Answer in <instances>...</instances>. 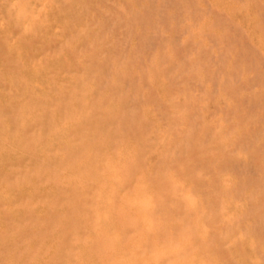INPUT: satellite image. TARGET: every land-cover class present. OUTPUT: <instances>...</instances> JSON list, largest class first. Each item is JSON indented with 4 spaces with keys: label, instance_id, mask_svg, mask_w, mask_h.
<instances>
[{
    "label": "rangeland",
    "instance_id": "1",
    "mask_svg": "<svg viewBox=\"0 0 264 264\" xmlns=\"http://www.w3.org/2000/svg\"><path fill=\"white\" fill-rule=\"evenodd\" d=\"M0 7V264L113 261L110 246L96 254L89 242L93 194L104 196L109 175L66 178L62 164L108 146L114 161L130 152L122 170L133 175L118 186L109 229L122 231L133 250L128 264H264V0H0ZM23 169L37 176L16 175ZM141 181L147 193L133 199ZM144 196L152 202L144 209L149 237L135 213L123 212Z\"/></svg>",
    "mask_w": 264,
    "mask_h": 264
},
{
    "label": "bare ground",
    "instance_id": "2",
    "mask_svg": "<svg viewBox=\"0 0 264 264\" xmlns=\"http://www.w3.org/2000/svg\"><path fill=\"white\" fill-rule=\"evenodd\" d=\"M79 1V0H78ZM33 2V1H32ZM72 2V1H71ZM77 2V1H76ZM2 3V2H1ZM5 3V2H4ZM55 3V2H54ZM70 3V2H69ZM37 4V3H36ZM64 4V3H63ZM54 5V4H53ZM53 5H52V7H53ZM64 6V5H63ZM79 6H81V5H79ZM9 7V6H8ZM47 8H48V6H46ZM51 7V8H52ZM71 7V6H70ZM17 8V7H16ZM0 9H1V7H0ZM30 9V8H29ZM28 9V10H29ZM75 9V8H74ZM14 10V9H13ZM52 10V9H51ZM81 12V11H80ZM8 13V12H7ZM0 14H2L1 12H0ZM47 14V13H46ZM61 14V13H60ZM3 15V14H2ZM8 15V14H7ZM53 15V14H52ZM54 15H56V14H54ZM53 15V16H54ZM4 16V15H3ZM2 17V16H1ZM0 17V18H1ZM11 17V16H10ZM50 17V16H49ZM56 17V16H55ZM3 18V17H2ZM1 18V19H2ZM14 18V17H13ZM0 19V20H1ZM5 19V18H4ZM22 19V18H21ZM19 20V19H18ZM30 20V19H29ZM51 20V19H50ZM54 20H55V18H54ZM16 21H17V19H16ZM16 21L14 22V25H16ZM65 22V21H64ZM8 23V22H7ZM10 23V22H9ZM18 23V22H17ZM31 23V22H30ZM52 23H54V22H52ZM55 23H56V20H55ZM54 23V24H55ZM5 24V23H4ZM11 24V23H10ZM13 24V23H12ZM18 24H20V23H18ZM17 24V25H18ZM57 24V23H56ZM5 25H8V24H5ZM27 25V24H26ZM50 25V24H49ZM9 26V25H8ZM6 27V26H5ZM12 28V27H11ZM26 28V27H25ZM40 28V27H39ZM42 28V27H41ZM6 29V28H5ZM9 29V28H8ZM83 29V28H82ZM33 30H35V29H33ZM36 30H37V28H36ZM40 30V29H39ZM38 30V31H39ZM1 31V30H0ZM2 31H4V30H2ZM41 31V30H40ZM23 32V31H22ZM21 32V35H23V33ZM3 33H6L5 31L3 32ZM9 33V32H8ZM58 33V32H57ZM1 34V33H0ZM7 34V33H6ZM5 34V35H6ZM25 34V33H24ZM4 35V36H5ZM8 35V34H7ZM11 35H12V32H11ZM20 35V36H21ZM26 35V34H25ZM28 33H27V37H28ZM1 36H2V34H1ZM10 36V35H9ZM33 36V35H32ZM39 36V35H38ZM46 36V35H45ZM79 36V35H78ZM12 37V36H11ZM19 37V36H18ZM27 37L25 38V40L27 39ZM50 37V36H49ZM36 38V37H35ZM57 38V37H56ZM12 39V38H11ZM60 39V38H59ZM6 40V39H5ZM10 40V39H9ZM16 40V39H15ZM28 40V39H27ZM19 41V40H18ZM18 41H17V43H18ZM13 43V42H12ZM20 43V42H19ZM8 45H10V44H8ZM13 45V44H12ZM30 46V45H29ZM13 47V46H12ZM20 47V46H19ZM8 48H9V46H8ZM10 49H11V47H10ZM9 49V50H10ZM17 49V48H16ZM19 50V49H18ZM20 51V50H19ZM18 51V52H19ZM26 51V50H25ZM21 53V52H20ZM19 55V54H18ZM28 55V54H27ZM55 57V59H56V56H54ZM51 58V57H50ZM48 59V58H47ZM16 60H18V59H16ZM49 60V59H48ZM23 61V60H22ZM62 61V60H61ZM30 62V61H29ZM23 63V62H22ZM37 64V63H36ZM38 65V64H37ZM44 65V64H43ZM47 65V64H46ZM45 65V66H46ZM35 66V65H34ZM34 66H32L31 65V67H34ZM37 68V67H36ZM38 68H41V67H38ZM34 69V68H33ZM42 69V68H41ZM46 69V67L44 68V70ZM47 69H49V68H47ZM59 70V69H58ZM57 70V71H58ZM35 71H37V69L35 70ZM42 71V70H41ZM31 72H33V71H31ZM17 75V74H16ZM81 75V74H80ZM15 76V75H14ZM162 77V76H161ZM10 80V79H9ZM22 80V79H21ZM33 81H34V79H32ZM18 81V80H17ZM22 81H25V79L24 80H22ZM37 81V80H36ZM35 81V82H36ZM49 81V80H48ZM48 81H47V83H48ZM19 82V81H18ZM26 82V81H25ZM35 82H34V84H35ZM39 82V81H38ZM50 82V81H49ZM27 83V82H26ZM25 83V84H26ZM11 84H12V82H11ZM16 84H18V83H16ZM49 84V83H48ZM62 84V83H61ZM157 84V83H156ZM41 85V84H40ZM67 85V84H66ZM74 85V84H73ZM37 86V85H36ZM39 86V85H38ZM28 86H26V88H27ZM41 87H42V85H41ZM50 87V86H49ZM62 87V86H61ZM76 87V88H75ZM44 88V87H43ZM74 88L75 89H77V86L76 85H74ZM62 90V89H61ZM17 91V90H16ZM65 91H67V89L65 90ZM58 92V91H57ZM12 93V92H11ZM37 93V92H36ZM39 95V94H38ZM76 95V94H75ZM24 96V95H23ZM63 96H65L64 94H63ZM76 97V96H75ZM49 98V97H48ZM67 98V97H66ZM50 99V98H49ZM77 98H75V100H76ZM56 100H59V99H56ZM66 100V99H65ZM50 101V100H49ZM52 101V100H51ZM37 102V101H36ZM46 102V101H45ZM44 102V103H45ZM57 102V101H56ZM71 103V102H70ZM74 103V102H73ZM56 104V103H55ZM35 105V104H34ZM42 105V104H41ZM44 105V104H43ZM61 105V104H60ZM30 106V104L28 105V107ZM39 107H40V105H38ZM46 106V105H45ZM18 109V108H17ZM76 109V108H75ZM74 109V110H75ZM44 110V112H45V109H43ZM84 111V110H83ZM77 112V111H76ZM38 113V112H37ZM39 113H40V111H39ZM52 113V112H51ZM25 114V113H24ZM73 114V113H72ZM76 114V113H75ZM79 114V113H78ZM68 115V114H67ZM69 115H71V112L69 113ZM80 115V117H81V114H79ZM83 115H84V113H83ZM82 115V116H83ZM25 115H23V117H24ZM29 116V115H28ZM31 117H32V115H30ZM29 116V117H30ZM73 116V115H72ZM76 116V115H75ZM86 116V115H85ZM84 116V117H85ZM0 117H3V116H0ZM17 117V116H16ZM18 117H21V116H18ZM77 117H78V115H77ZM77 117H76V122H79V121H77ZM43 118V117H42ZM53 117H51L50 119H52ZM64 118H66V117H64ZM70 117H68V119H69ZM79 118V117H78ZM85 118H87V117H85ZM85 118H84V122L82 123V126L85 124V121L87 120H85ZM3 119V118H2ZM27 119H28V117H27ZM35 119V118H34ZM30 120V119H29ZM42 120V119H41ZM53 120V119H52ZM51 120V121H52ZM65 120V119H64ZM71 120V119H70ZM69 120V121H70ZM68 120H66V122H67ZM21 122H22V120H21ZM33 122V121H32ZM54 122V121H53ZM66 122H64V123H66ZM70 122H75L74 121V117H73V121H70ZM40 123V122H39ZM42 124H43V122H41ZM45 123V122H44ZM72 123H70V124H72ZM21 124L22 123H20V126H21ZM53 124V123H52ZM60 124V123H59ZM67 124V123H66ZM78 124V123H77ZM24 124H22V126H23ZM28 125V124H27ZM44 125V124H43ZM47 125V124H46ZM62 125V124H61ZM61 125H60V127L59 128H61ZM64 125V124H63ZM62 125V126H63ZM80 125H81V123H80ZM97 125H99V123L97 124ZM40 126V125H39ZM73 126V125H72ZM45 127V126H44ZM55 127V126H54ZM58 127H57V129H58ZM90 127V126H89ZM21 128V127H20ZM24 128H25V126H24ZM23 128V129H24ZM38 128H40V127H38ZM64 128V127H63ZM67 129H68V126L66 127ZM76 128V127H75ZM36 129V128H35ZM62 129V128H61ZM61 129H60V132H64V131H61ZM65 129V128H64ZM94 129H95V127H94ZM40 130V129H39ZM48 130H49V128H48ZM51 130H53V129H51ZM21 131V130H20ZM23 131V130H22ZM22 131L20 132L21 134H22ZM56 131V130H55ZM57 131H59V130H57ZM68 130H66V132H67ZM87 131V130H86ZM88 131H89V129H88ZM49 132V131H48ZM47 132V133H48ZM60 132H59V134H60ZM82 132H84V133H81V134H83V136H85L84 134L86 133L85 131H82ZM97 132V131H96ZM17 134L16 135H18V131L16 132ZM32 133H34V132H32ZM40 133V132H39ZM38 133V134H39ZM53 134L55 133V132H52ZM61 133V134H62ZM88 133V132H87ZM92 134H94L93 132H91ZM90 132H89V135L91 134ZM40 134H42V133H40ZM39 134V135H40ZM51 134V133H50ZM49 134V135H50ZM56 134V133H55ZM54 134V137L56 136ZM61 134H60V136H61ZM77 134V133H76ZM97 134V133H96ZM8 135V134H7ZM34 135V134H33ZM52 135V134H51ZM74 135H75V133H74ZM73 135V139H75V136ZM79 135V134H78ZM78 135H76V136H78ZM98 135V134H97ZM38 136V135H37ZM41 136H43V135H40V136H38L36 139H38L39 137L40 138H42L41 140H44V138L43 137H41ZM59 136V137H60ZM72 136V135H71ZM82 136V135H81ZM82 136V137H83ZM86 136L88 137V135L86 134ZM62 138L64 137V135H62L61 136ZM86 137V138H87ZM70 138V137H69ZM77 138V137H76ZM78 138H79V136H78ZM97 138V137H96ZM19 139H21V136H20V138ZM55 139H56V137H55ZM65 139V138H64ZM90 139H92V138H90ZM90 139H88L89 141H90ZM6 140V139H5ZM27 140H29V139H27ZM33 140H35V139H33ZM67 140H68V137H67ZM71 140V139H70ZM2 141V140H1ZM36 142H38L37 140H35ZM40 141V140H39ZM52 141V140H51ZM59 141H60V139H59ZM58 141V142H59ZM63 141V140H62ZM75 141V140H74ZM76 141H77V139H76ZM75 141V142H76ZM85 141V140H84ZM92 141V140H91ZM94 141V140H93ZM3 142V141H2ZM8 142H10V141H8ZM15 142V141H14ZM29 142V141H28ZM28 142H26V143H28ZM31 142V141H30ZM33 142V141H32ZM54 142V141H53ZM64 142V141H63ZM67 142V141H66ZM88 142V141H87ZM87 142H86V144H87ZM4 143V142H3ZM25 143V144H26ZM90 143L91 142H89V146H90ZM96 143V142H95ZM2 144V143H1ZM0 144V145H1ZM20 144V143H19ZM25 144H23V145H25ZM54 144V143H53ZM92 144V143H91ZM34 145H35V143H34ZM44 145V144H43ZM73 145H74V142H73ZM80 145V144H79ZM10 146H12L11 144H10ZM21 146V145H20ZM41 146H42V144H41ZM51 146V145H50ZM53 146V145H52ZM51 146V147H52ZM81 146V145H80ZM96 146V145H95ZM13 147V146H12ZM12 147H11V149H12ZM17 147H19V146H17ZM29 147V146H28ZM38 147H39V144H38ZM48 147H49V144H48ZM65 148L67 147V146H64ZM71 147V146H70ZM77 147V146H76ZM82 147V146H81ZM85 147H86V145H85ZM91 147V149H90V151L92 150V148H94L93 146H90ZM101 147V146H100ZM103 147H105V146H102V148ZM34 148H36V147H34ZM34 148H32V152H33V149ZM40 148H42V147H40ZM45 148V147H44ZM74 148H75V146H74ZM109 146H108V148H105V151H102L103 149H101V153H97V154H94V150L93 151H91V152H87L86 154L85 153H83V154H85V156H84V161L83 162H78V163H76V165H74V166H72L69 162H67V161H64L62 164H63V171H64V173H63V175H65L64 177H66V175H74L76 178H78L76 175H79V177H81L82 178V176L84 177V175H88V176H90V175H95V177H93V178H96V175H101V177H102V175H109V178L107 179V180H105L103 177V179L105 180L104 181V183H102L103 184V188L105 189V193H104V196H99V195H96L97 193L95 192V191H93V193L95 192L96 194H93V195H91L90 197H94V198H92V202H93V199L97 202L98 201V204L99 205H97V203H96V205H97V207H96V205H94V207L93 208H91L90 207V211L93 213V215H94V220H95V226H94V240H91V241H89L88 240V238H87V241H89L90 243H91V245H95V247H98L99 249H98V251L97 250H95L94 252L96 253V254H98L97 252H99L100 250H104V249H107L106 247L107 246H110V251L107 253V256H110L111 257V259L113 260L110 264H128L129 262V259H127V257L128 256H132V254H133V250H130L126 245H124V241L122 242V240H123V236H122V231H117L116 232V234L115 235H111V233H110V227H111V223H112V221L114 220V215H113V210H114V208H115V205H116V203H117V201H119V198H121V196H120V194L119 193H117V190H118V186L120 187V186H122L121 184H123V182L122 181H125L127 178H128V176L127 175H133V172H132V169L131 170H125V171H123L122 170V164L123 165H126L127 166V159H128V156L130 155V152H128V150H126V151H122V153H121V155H120V157H121V159H120V161H114L110 156H109ZM3 149H5V147L3 148ZM15 150H17V148L15 147L14 148ZM21 149V148H20ZM30 149V148H29ZM28 148H27V150H29ZM47 149V148H46ZM54 149H56V148H54ZM62 148L60 147V150H61ZM70 149H72V148H70ZM84 149V148H83ZM88 149H89V147H88ZM88 149H86L87 151H89ZM109 151H107V150ZM111 149V148H110ZM125 148H123V150H124ZM127 149H129V148H127ZM36 150H39V149H36ZM42 150H44V149H42ZM41 150V152L43 153V151ZM49 150V149H48ZM67 150H68V148H67ZM73 150V149H72ZM78 149H76V153L78 152L77 151ZM112 150V149H111ZM13 151V150H12ZM19 151V150H18ZM23 151H24V149H23ZM34 151H35V149H34ZM40 151V150H39ZM45 151H47V150H45ZM55 151V150H54ZM64 151H66V150H64ZM75 151V150H74ZM83 152L81 149L79 150V152ZM14 152V151H13ZM26 152V151H25ZM31 152V153H32ZM36 152V151H35ZM52 151H50V153H51ZM68 152V151H67ZM73 152V151H72ZM79 152H78V154H79ZM80 152V153H81ZM28 153H30V152H28ZM42 153H40V155L42 154ZM57 155L58 156H61V155H59L58 154V149H57ZM22 154V153H21ZM25 154V153H24ZM44 154V153H43ZM46 154H47V152H46ZM62 154V153H61ZM63 154H64V152H63ZM65 154H67V153H65ZM70 154H71V151H70ZM26 155H28V154H26ZM45 155V154H44ZM44 155H43V157H42V159L44 158ZM49 155V154H48ZM57 155H55V157H58ZM77 155V154H76ZM75 155V156H76ZM110 155H111V152H110ZM66 156V159H67V156H69V155H65ZM74 156V155H73ZM79 156H81V154L79 155ZM29 157H31L30 155H29ZM64 157V156H63ZM48 158V157H47ZM47 158H45V161L46 162H44V163H47ZM69 158V157H68ZM75 158V157H74ZM115 158V157H114ZM50 159V158H49ZM64 159V158H63ZM72 159H73V157H72ZM77 160H78V158H76ZM130 159H132V158H130ZM83 160V159H82ZM60 161H62V160H60ZM69 161V160H68ZM74 161V160H73ZM72 161V163H75V161L73 162ZM81 161V160H80ZM41 162H42V160H41ZM59 162V161H58ZM37 163H39V162H37ZM60 163V162H59ZM34 164V163H33ZM53 164V163H52ZM50 165L51 167L53 166V165ZM38 165V164H37ZM44 165V164H43ZM25 166V165H24ZM34 167H35V165H34ZM36 167H38V166H36ZM40 167V166H39ZM42 167V166H41ZM40 167V168H41ZM51 167H50V169H51ZM91 168V171L88 169V168ZM19 168V167H18ZM27 168H28V166H27ZM14 169V168H13ZM15 169H16V167H15ZM49 169V166H48V170H50ZM58 169V168H57ZM53 170V169H52ZM89 170V171H88ZM21 171V170H20ZM53 171H55V170H53ZM86 171V172H85ZM48 172H50V171H48ZM59 172V171H58ZM85 172V173H84ZM142 172V171H141ZM39 173H40V171L38 170V175H39ZM54 174H55V172H53ZM84 173V175H82ZM172 173V172H171ZM33 174H35L36 176H37V173H31V172H29V171H27L26 169H23L21 172H19V173H17L16 175H33ZM51 175V174H50ZM56 175H59V173H56ZM63 175H61V178H62V176ZM80 175H82V176H80ZM120 176V177H118V176ZM70 176H68V177H70ZM97 176V177H98ZM30 177V176H29ZM92 177V176H91ZM8 178V177H7ZM40 177H38V179H39ZM58 179L60 178V176L59 177H57ZM60 178V179H61ZM67 178V177H66ZM87 178V177H86ZM90 178V177H89ZM100 178V177H99ZM30 179V178H29ZM58 179H56V180H58ZM98 179V178H97ZM97 179L95 180V179H93V180H95L96 182H97ZM41 180V179H40ZM70 180V179H69ZM68 180V181H69ZM74 180H75V178H74ZM74 180H71V181H73L74 182ZM77 180H79V179H77ZM82 180V179H81ZM80 180V181H81ZM89 180V179H88ZM92 180V181H93ZM28 181V180H27ZM64 182H66L65 180H63ZM76 181V180H75ZM101 181V180H100ZM59 182V181H58ZM82 183H83V181H81ZM89 183H90V180L88 181ZM102 182V181H101ZM51 183V182H50ZM56 183V182H55ZM55 183H53L54 184V186H57V185H59V183L57 184V185H55ZM63 183V182H62ZM69 183V182H68ZM68 183H67V186H68ZM77 183V182H76ZM95 182H92V184H91V186H94L95 184H94ZM100 183V182H99ZM99 183H98V185H99ZM142 183V184H141ZM32 184V183H31ZM50 185V184H49ZM60 185H61V183H60ZM63 185V184H62ZM61 185V186H62ZM70 185H72V184H70ZM81 185V184H80ZM84 185V184H83ZM98 185H97V187H98ZM28 186H30V185H28ZM45 186V185H44ZM66 186V185H65ZM76 186H77V184H76ZM86 186V185H85ZM90 186V188H91V190H96V191H99V189L97 190V189H92V187ZM31 187V186H30ZM49 187V186H48ZM75 187V186H74ZM78 187V186H77ZM79 187H81V186H79ZM76 188V187H75ZM74 188V189H75ZM88 188V186H86V189ZM89 188V189H90ZM95 188H96V185H95ZM101 188V187H100ZM124 188V187H123ZM78 189V188H77ZM82 189V188H81ZM19 190V189H18ZM34 190V189H33ZM51 190V189H50ZM53 190V189H52ZM83 190V189H82ZM90 190V191H91ZM107 190V191H106ZM54 191V190H53ZM52 191V192H53ZM72 191H74L73 189H72ZM71 191V192H72ZM81 191V190H80ZM86 191H89L88 189L86 190ZM89 191V192H90ZM147 190H146V183L144 182V181H141L140 183H138L135 187H134V190H133V195H132V197H133V199H135L136 197H138V196H143V194H145V193H147L146 192ZM76 192H78L77 190H76ZM49 193V192H48ZM79 194V193H78ZM189 194V193H188ZM1 195V194H0ZM6 195V194H5ZM8 195V194H7ZM74 195H76V193L75 194H73V196ZM81 195H82V197L83 198H88L89 197V195H88V193L86 192L85 193V191H81ZM4 196V195H3ZM72 196V197H73ZM76 197V196H75ZM97 197V198H96ZM5 198V197H4ZM53 199H54V197H52ZM1 199H2V197H1ZM52 199V200H53ZM55 199H57V198H55ZM54 199V200H55ZM88 200V199H87ZM91 200V199H90ZM37 201V200H36ZM46 201H47V199H46ZM78 201H80V197H79V200ZM83 201V200H82ZM95 201H94V203H95ZM143 201V200H142ZM53 202V201H52ZM71 202V200L69 201V203ZM68 203V202H67ZM76 203H77V201H76ZM90 203V202H89ZM135 203V202H134ZM151 199H150V197H147V196H144V203L142 204V205H140V206H136L135 204H128V206H127V208H126V210H124L123 212H125V216L126 215H128V214H133V213H135V217H136V219H137V221L139 222V223H141L142 225L141 226H143V227H147L146 228V230H147V232H148V237H149V232H150V224L148 223V217L146 216V214L144 213V209H146V207H147V205H151ZM17 204V203H16ZM72 204V203H71ZM118 204V203H117ZM35 205V204H34ZM84 206H85V203L83 204ZM89 205V204H88ZM3 206V205H2ZM33 206V205H32ZM56 206V205H55ZM5 208V207H4ZM88 208V207H87ZM34 209H36V208H34ZM52 210V209H51ZM54 210V209H53ZM84 211H85V209H83ZM134 210H136V211H134ZM32 211V210H31ZM29 212H30V210H29ZM65 212V211H64ZM87 212V211H86ZM85 212V213H86ZM58 213H60V211L58 212ZM79 213V212H78ZM77 213V214H78ZM67 214V213H66ZM62 215H65L64 213L62 214ZM68 215V214H67ZM81 215V214H80ZM21 217V216H20ZM74 217H76V216H74ZM82 217H84V216H82ZM81 217V218H82ZM63 218V217H62ZM65 218H66V216H65ZM72 218V217H71ZM70 218V219H71ZM60 220V219H59ZM76 220V219H75ZM26 221V220H25ZM72 221V220H71ZM85 221V220H84ZM9 222V221H8ZM60 222H62V221H60ZM72 223V222H71ZM13 224H14V222H13ZM16 224V223H15ZM20 224V223H19ZM19 224H18V226H19ZM85 224H86V222H85ZM88 224V223H87ZM114 224V223H113ZM46 225V224H45ZM59 225V224H58ZM89 225V224H88ZM88 225H87V227H88ZM57 226V225H56ZM114 226L115 225H113L112 226V228H114ZM54 227V226H53ZM58 228H59V226H58ZM61 228V227H60ZM142 227H140L139 228V232H143L144 230H142L141 229ZM56 229V228H55ZM73 229V228H72ZM90 229V228H89ZM144 229V228H143ZM57 230V229H56ZM113 230V229H112ZM112 230H111V232H112ZM41 231V230H40ZM53 231V230H52ZM88 231V230H87ZM57 232V231H56ZM90 232H92L91 230H90ZM67 233V232H66ZM65 233V234H66ZM68 233H70V232H68ZM89 233V232H88ZM33 234V233H32ZM57 234V233H56ZM65 234H63V235H65ZM93 234V233H92ZM39 235V234H38ZM90 235H91V233H90ZM89 235V236H90ZM62 236V235H61ZM88 236V235H87ZM92 236V237H93ZM113 237H116V241H118V243H119V245L117 246V247H113V243H114V241H112V238ZM82 237H77V238H75V242H77L76 244H77V247H78V245H81L80 243H81V239ZM48 239V238H47ZM62 239H63V237H62ZM52 240V239H51ZM45 241V240H44ZM59 241H61V240H59ZM86 241V242H87ZM83 242V241H82ZM19 243V242H18ZM27 244H28V242H26ZM65 243V242H64ZM123 243V244H122ZM66 244V243H65ZM75 244V243H74ZM29 245V244H28ZM72 246H69L68 247V250H71L73 247L75 248L76 247V245H73V244H71ZM47 246H48V244H47ZM82 246V245H81ZM182 246V245H181ZM185 246V245H184ZM77 247H76V249H77ZM84 247V246H83ZM79 250H81V249H79L78 248V251ZM76 251V250H75ZM105 251V250H104ZM93 251H89V253L88 254H85V257L86 256H90V258L95 254ZM65 253H67V255L69 256L70 255V257L72 256L71 255V251H70V254L67 252V248L65 249ZM74 253V252H73ZM75 253H78L77 251L75 252ZM43 254H45V252L43 253ZM76 255V254H75ZM196 255V254H195ZM39 256H41V255H39ZM95 256V255H94ZM69 257V258H70ZM75 257V256H74ZM74 257H71V258H74ZM193 257V256H192ZM43 259V258H42ZM49 259V258H48ZM92 259V258H91ZM94 259V258H93ZM45 260H47V259H45ZM75 260V262H74V264L76 263V259H74ZM83 260H84V258H83ZM86 260V259H85ZM84 260V261H85ZM83 261V262H84ZM93 261V260H92ZM69 262H70V260H69ZM95 262V261H94ZM97 262V261H96ZM142 262H144V260L143 259H136L135 260V263L136 264H142ZM87 263V262H86ZM89 264H91L90 262H88ZM87 263V264H88ZM67 264H69V263H67ZM70 264H71V262H70ZM92 264H94L93 262H92ZM96 264H98V263H96Z\"/></svg>",
    "mask_w": 264,
    "mask_h": 264
}]
</instances>
